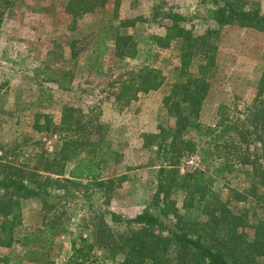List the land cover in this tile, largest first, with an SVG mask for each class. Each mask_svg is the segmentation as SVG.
<instances>
[{
    "label": "rangeland",
    "instance_id": "obj_1",
    "mask_svg": "<svg viewBox=\"0 0 264 264\" xmlns=\"http://www.w3.org/2000/svg\"><path fill=\"white\" fill-rule=\"evenodd\" d=\"M113 1L103 6L97 4L94 11L74 16L65 8L69 0H0L1 161L30 173L33 170L38 172L37 169H41L39 155L43 150L46 155L53 153L59 144L61 133L52 128L60 123L66 107L99 114L100 121L106 125L104 136L118 158L117 162L110 161L103 166L102 175L114 180L111 185L101 187L83 179L80 182L66 179L74 161L66 163L62 175L38 172L41 175L37 177L39 180L49 177L47 189L56 207L46 209L40 198L24 200L23 222L17 229L22 232H25L23 228L29 232H35L36 228L41 230L42 222L53 221L56 213L60 216L58 234L51 245L37 234L30 235L27 247L19 242L11 247L0 246V261L7 259L10 264H35L26 261L27 249L42 242L45 244L43 249L35 251L45 252V257L54 264H65L72 247L81 245V238L92 241L95 225L101 220L116 233H128L133 226H127L124 220L141 213L152 200L160 161L150 143V135L155 133L146 131L145 125V130H139V127L145 123L156 124L157 133L159 124H174L175 118L167 114L162 99L175 81L174 67L180 64L178 44L171 41L169 47L160 48L149 61L163 78L161 86L138 92L137 97L128 103L118 102L115 95L120 92L119 84L128 81L124 72L136 74L145 65L143 60L105 53L100 57L102 72L98 73L94 68L95 58L87 56L92 54L95 37L101 30H118L120 19L142 18L136 24L140 32L164 35L170 22L168 18L153 20L158 6L185 16L187 20L182 25L194 35L209 27L217 28L206 13L213 3L211 0H120L118 7L114 8ZM244 3L243 7L258 9L264 14V0H245ZM120 31L132 33L134 29L129 27ZM216 43V70L199 112L201 123L216 128L211 135L222 128L217 126L220 108L227 107L239 119L245 117L264 69V32L223 26ZM108 45L112 47L111 41ZM55 78L64 87L58 86ZM138 81L136 78L135 87ZM223 119L232 125L226 117ZM46 121L52 125L48 130L45 129ZM241 124L236 123L237 126ZM192 136L200 137L194 133ZM217 152L218 149L209 146L207 152L196 150L192 154L207 153V161L213 160L214 163L204 168L205 177L225 200L229 196L228 186L240 191L247 183L237 167L220 169L218 163L222 160L215 159ZM188 155H183L173 166L181 173L188 169L182 164ZM171 197L182 211L183 196L173 193ZM229 206L234 212L248 209L249 217L264 214V208L254 202H230ZM111 212L119 215L121 221H112ZM122 260L121 254L111 255L107 249L93 247L85 264H121Z\"/></svg>",
    "mask_w": 264,
    "mask_h": 264
},
{
    "label": "trees",
    "instance_id": "obj_2",
    "mask_svg": "<svg viewBox=\"0 0 264 264\" xmlns=\"http://www.w3.org/2000/svg\"><path fill=\"white\" fill-rule=\"evenodd\" d=\"M107 2L110 0H69L65 8L75 16L94 11L95 5L103 6ZM120 2L114 0V8ZM211 2L213 4L206 13L217 28L209 27L199 34L194 35L182 25L187 20L185 16L158 6L153 20L168 18L170 22L164 35H145L136 28L142 18H124L119 20L118 30L109 32L103 28L95 37L92 54L87 57L95 58L96 72L101 73L103 69L100 57L111 52L121 58H141L145 64L136 74L124 72L129 78L119 84L120 92L115 95V100L126 103L135 99L138 92L161 86L163 78L149 61L160 48L169 47L171 41L178 44L180 64L174 67L175 81L162 99L164 109L175 121L173 125L159 124L158 132L150 135L151 146L160 161L157 187L148 206L136 216L124 220L127 226H133L131 231L116 233L101 220L95 225L92 241L81 238V245L72 247L65 264H85L93 247L107 249L111 255L121 254V264H264V214L249 217L248 209L234 212L229 206L230 202H254L264 208V69L243 119L236 117L227 107L220 108L217 126L222 128L214 135L211 134L216 128L199 121L202 101L216 70V38L220 29L237 26L264 32V14L258 9L243 7L245 0ZM1 20L0 17V23ZM129 27L134 29L132 33L120 31ZM136 78L139 81L135 87ZM54 80L58 86L64 87L56 78ZM99 117L90 110L64 108L60 123L52 128L61 133L59 144L49 155L43 150L44 156L41 153L38 161L41 169L37 171L62 175L66 163L74 161L66 179L72 182L83 179L98 187L111 185L114 179L102 175V168L110 161L117 162L118 158L110 149L104 136L106 125ZM225 117L233 127L226 123ZM47 122L46 130L52 126ZM237 122L242 124L237 126ZM192 133L200 136L199 139ZM209 146L218 149L215 159L222 160L218 163L220 169L237 167L247 183L240 191L228 186L229 196L225 200L205 177L204 168L214 163L213 160L207 161V153L200 155L203 169H187L181 173L173 167L183 155L196 150L207 152ZM38 172L33 170L30 173L12 163L2 162L0 156V246L11 247L19 242L27 247L30 235L37 234L51 245L58 234L60 216L56 213L53 221L42 222L41 230L36 228L35 232H29L23 228L25 232H22L17 229L23 222L24 200L40 198L46 209L56 207L47 189L49 177L39 180L37 177L41 175ZM173 193L183 196L182 211L176 207V200L171 197ZM109 215L112 221H121L116 213ZM36 244L28 247L26 261L54 264L45 257V252L35 251L43 249L45 244ZM7 261L1 259L0 262L10 264Z\"/></svg>",
    "mask_w": 264,
    "mask_h": 264
},
{
    "label": "built area",
    "instance_id": "obj_3",
    "mask_svg": "<svg viewBox=\"0 0 264 264\" xmlns=\"http://www.w3.org/2000/svg\"><path fill=\"white\" fill-rule=\"evenodd\" d=\"M182 164L185 168L188 169H203L204 165L201 160V157L197 154H190L183 158Z\"/></svg>",
    "mask_w": 264,
    "mask_h": 264
},
{
    "label": "crops",
    "instance_id": "obj_4",
    "mask_svg": "<svg viewBox=\"0 0 264 264\" xmlns=\"http://www.w3.org/2000/svg\"><path fill=\"white\" fill-rule=\"evenodd\" d=\"M144 125H145V127H144ZM143 127L146 128V131L148 130L150 132L156 133V124H154V125L152 123H149L148 125H146V123L145 124H141L140 127H139V130H145V129H143ZM132 134H133V132H132Z\"/></svg>",
    "mask_w": 264,
    "mask_h": 264
}]
</instances>
